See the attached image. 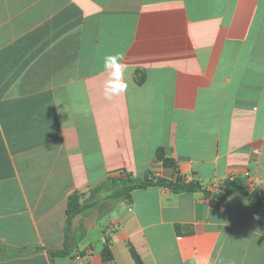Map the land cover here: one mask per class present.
Segmentation results:
<instances>
[{"label":"crops","instance_id":"crops-1","mask_svg":"<svg viewBox=\"0 0 264 264\" xmlns=\"http://www.w3.org/2000/svg\"><path fill=\"white\" fill-rule=\"evenodd\" d=\"M115 176L199 190L101 192L65 232ZM229 178L264 194V0H0V264H264V208L219 201Z\"/></svg>","mask_w":264,"mask_h":264},{"label":"trees","instance_id":"trees-1","mask_svg":"<svg viewBox=\"0 0 264 264\" xmlns=\"http://www.w3.org/2000/svg\"><path fill=\"white\" fill-rule=\"evenodd\" d=\"M157 155L158 158L162 161L164 167L174 168V164L170 160L166 159L161 152H158ZM152 185L166 187L173 193H191L199 190L196 184L185 183L182 180H177L175 183H172L171 181L164 179H158L154 181L148 176H120L117 178H107L104 184L98 186L96 189L90 192L88 198L81 200V196L77 194H73L68 198L65 210V232L69 231L72 219L84 209L89 208L94 203L96 198H98V195L101 192L105 193V198L107 199H129L131 193L134 190L144 189ZM235 192H244L254 205L260 208H264V194H262L259 190H248L243 180L239 178L233 179L231 181H226L222 184V190L219 197V201L223 202L227 197H229ZM107 246L108 244L106 242L102 254L105 260L110 261L111 255L108 253ZM129 252L135 264H142L138 255L135 253L131 246H129ZM50 254L52 256H64L65 250L51 252Z\"/></svg>","mask_w":264,"mask_h":264},{"label":"clouds","instance_id":"clouds-1","mask_svg":"<svg viewBox=\"0 0 264 264\" xmlns=\"http://www.w3.org/2000/svg\"><path fill=\"white\" fill-rule=\"evenodd\" d=\"M103 69L107 72L108 79L104 84V95L111 99L127 91L128 82L124 78L127 66L122 63L120 54H109L104 57Z\"/></svg>","mask_w":264,"mask_h":264},{"label":"built area","instance_id":"built-area-1","mask_svg":"<svg viewBox=\"0 0 264 264\" xmlns=\"http://www.w3.org/2000/svg\"><path fill=\"white\" fill-rule=\"evenodd\" d=\"M231 180H233V179H231V178H229V180L228 181H231ZM251 189L253 188V185H251V183H250V186H249ZM219 190V193L221 194V190H222V185L221 186H219V188H218ZM115 229V227L112 225V224H109V225H107L105 228H104V230H103V236H104V238H105V242H107V240H106V238L113 232V230Z\"/></svg>","mask_w":264,"mask_h":264},{"label":"rangeland","instance_id":"rangeland-1","mask_svg":"<svg viewBox=\"0 0 264 264\" xmlns=\"http://www.w3.org/2000/svg\"><path fill=\"white\" fill-rule=\"evenodd\" d=\"M118 176H115V177H113V178H117ZM120 177V176H119Z\"/></svg>","mask_w":264,"mask_h":264}]
</instances>
